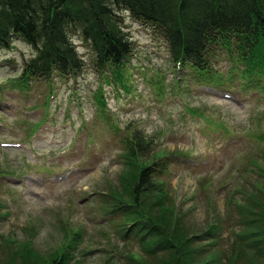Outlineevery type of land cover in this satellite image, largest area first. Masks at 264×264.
Here are the masks:
<instances>
[{"label":"rangeland","instance_id":"374dc122","mask_svg":"<svg viewBox=\"0 0 264 264\" xmlns=\"http://www.w3.org/2000/svg\"><path fill=\"white\" fill-rule=\"evenodd\" d=\"M122 13L133 53L119 71L97 72L90 45L75 35L87 67L29 88L18 78L34 49L17 37L0 47V264L60 251L71 254L67 264H175L173 252H147L120 237L125 220L109 214L118 199L131 201L137 166L124 156L133 131L155 144L138 161L164 156L156 181L174 217L204 238L208 226L219 227L215 244L194 243L204 248L199 259L214 253L222 264H264L247 244L262 234L253 220L264 209V83L234 94L206 89L149 27ZM231 63L226 57L216 66L229 73Z\"/></svg>","mask_w":264,"mask_h":264},{"label":"trees","instance_id":"16d2710c","mask_svg":"<svg viewBox=\"0 0 264 264\" xmlns=\"http://www.w3.org/2000/svg\"><path fill=\"white\" fill-rule=\"evenodd\" d=\"M122 12L149 27L165 43L171 61L188 65L195 79L225 87L235 84L237 76L264 83V68L258 70L259 65L264 67V0H0V47L8 48L17 37L34 49L35 55L22 64L25 81L81 73L87 63L77 50L75 35L90 45L94 69L119 71L133 53L131 37L121 25ZM225 56L232 61L229 73L216 66ZM146 139L140 131H133L124 156L126 165L137 166L129 175L131 201L112 194L118 202L109 214L125 220L118 235L139 241L147 252H173L175 264H222L223 258L214 253L199 259L204 248L194 244L203 240L215 244L219 227L208 226L205 238L189 232L184 222L174 217L178 215L175 209L166 204L165 185L156 181L165 172L164 156L151 163L138 161L152 153L155 145ZM250 194L257 202L252 191ZM147 198L149 204L146 201L145 205ZM256 220L262 222V234L252 236L247 244L264 254L262 206ZM70 259L71 254L60 251L29 264H67Z\"/></svg>","mask_w":264,"mask_h":264}]
</instances>
